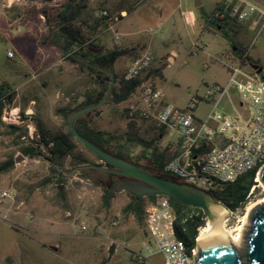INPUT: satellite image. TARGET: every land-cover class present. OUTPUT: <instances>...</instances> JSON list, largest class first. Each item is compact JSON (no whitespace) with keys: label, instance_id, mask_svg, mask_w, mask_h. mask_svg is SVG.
I'll return each instance as SVG.
<instances>
[{"label":"rangeland","instance_id":"rangeland-1","mask_svg":"<svg viewBox=\"0 0 264 264\" xmlns=\"http://www.w3.org/2000/svg\"><path fill=\"white\" fill-rule=\"evenodd\" d=\"M65 1L55 0L43 5L0 0V85L5 83L9 89L16 90L8 109L15 110L13 115L20 117L22 113L28 117L31 109L28 102L34 98L38 102L37 108L46 110L44 127L51 135L66 130L58 118L49 115L57 91L49 84L45 88L40 86L45 70L59 69L75 79L74 84L58 91V107L78 97L92 82L87 70L80 72L75 65L63 60L60 52L53 51L48 42L49 28L42 11L52 17ZM217 1L202 0V5L196 7L197 0H86L80 20L91 26L93 19L105 11L112 19L119 20H113L110 29L109 24L98 28L88 38V43H96L98 38L108 50L133 49L126 56L130 61L145 51L152 53L156 61L154 67L161 76L157 87L168 105L185 108L191 98H201L207 91L215 92L226 87L225 98L237 105L241 101L235 88L229 84L226 67L235 66L231 53L236 47L264 72V17L256 13L246 21L229 23L230 26L223 30L208 26L207 20L211 18ZM248 1L264 11V0ZM50 25H53L52 20ZM45 49L47 57L43 60L38 51ZM171 50L177 54L172 62H168L166 57ZM8 52L12 53L11 58L7 56ZM121 62L118 60L115 66ZM246 65L245 71H250L248 63ZM123 71L124 68L117 75L122 76ZM139 102L138 92L127 104H103L94 109L89 119L98 130L115 136L128 134L145 143L152 142L150 147L154 148L159 131L152 129L147 122H130L126 116L125 111L139 106ZM208 108L206 103L199 104L195 116L202 118ZM247 108L243 103L242 108L236 106V111L246 114ZM2 114L3 111L0 114V166L10 160L18 159V162H14L11 169L0 172V191L14 193L13 202L4 200L0 204V264H161L160 256L143 262L133 258L149 238L145 234L144 220L140 223L133 215L123 212L129 202L125 192L114 191L115 197L106 209L102 206L101 195L107 187V179L95 184L77 172L65 174L59 191L54 179L46 181L51 173L50 164L45 159L22 156L21 149L34 137L32 119L18 120L19 125L27 126V139H18L17 134H10L6 128L15 124L3 122ZM228 114H235V111ZM176 137L174 131L168 130L164 142L175 143ZM74 146L75 153L81 152L76 143ZM143 148L136 143L125 145L126 153L133 158L142 156ZM82 153L95 161L90 154ZM139 160L141 165L149 164L144 158ZM255 183L245 203L226 220L227 229H236L250 206L249 212L257 205H264L262 187ZM57 192H63L64 198H59ZM41 211H46V225L43 232L34 233L30 218ZM248 216L238 250H242L244 235L250 227ZM109 245L116 248L113 255L106 251Z\"/></svg>","mask_w":264,"mask_h":264},{"label":"built area","instance_id":"built-area-1","mask_svg":"<svg viewBox=\"0 0 264 264\" xmlns=\"http://www.w3.org/2000/svg\"><path fill=\"white\" fill-rule=\"evenodd\" d=\"M256 13L264 17V11L248 0H226L211 19L225 23L243 22ZM101 14L106 15V12ZM7 56L13 55L8 52ZM152 63V53L139 54L124 70L122 80L129 82L144 77ZM226 69L230 75L229 84L240 98V108L243 103L248 107L246 114L236 111L231 115L221 110L220 103L228 87L207 91L201 98H191L185 108H176L163 103L162 94L151 79L141 84L140 104L128 113L131 119L151 121L163 131L177 133L179 150L163 164L162 172L207 192L215 184L233 183L252 170H256V181L258 171L264 166V72L256 73L253 69L244 72L240 62ZM201 103H206L209 108L202 118H198L195 110ZM14 111L5 108L3 122L18 124L19 117L13 115ZM96 164L102 166L100 161ZM4 200L13 202L14 193L1 190L0 204ZM175 226L176 216L169 199L155 197L144 209V229L149 241L134 253L133 258L143 262L160 256L161 264H194L196 240L195 246L188 250L176 238ZM81 228L85 229L83 225ZM112 246L109 245L106 251L110 252Z\"/></svg>","mask_w":264,"mask_h":264},{"label":"trees","instance_id":"trees-1","mask_svg":"<svg viewBox=\"0 0 264 264\" xmlns=\"http://www.w3.org/2000/svg\"><path fill=\"white\" fill-rule=\"evenodd\" d=\"M26 2H39L43 5H48L55 0H22ZM86 0H66L63 5L56 10L54 16L50 17L46 11H42L45 17L46 26L49 28L48 42L55 46L61 54L63 60L75 65L80 72L87 70V76L92 81L91 86L83 90L78 97L72 99L67 105L57 107L54 111L55 116L61 121V126L66 130L58 134L51 135L44 125L37 119H32L35 127L34 137L30 139V144L21 149L22 156L30 159L43 158L50 164L51 176L46 181L60 186L63 183V177L70 170L86 165H96L98 159L78 143L70 133L67 126V120L77 110L92 105L100 101L103 97L109 82L110 77L94 69L92 66L100 67L105 70H110L114 76V85L111 90V95L105 105H119L128 101L133 95L139 92L141 84L151 79L160 78V71L150 69V71L142 78H137L133 81L125 82L122 76H118L113 66L115 62L123 56H129L133 49H105L98 54H93L89 51L92 47L88 43V38L91 37L98 28L105 27L110 21H113L111 15L106 12V15H100L99 18L93 19L92 25H86L81 22L80 17L85 9ZM52 20L53 25H50ZM209 24L222 30L224 25H229L219 20H210ZM85 27V28H83ZM239 52H241L238 49ZM83 61H80L79 59ZM245 62L253 64L249 58L245 57ZM242 62V65H245ZM13 98V90L9 89L8 85L3 83L0 85V114L5 108H9ZM95 110H92L74 122L76 132L88 142L97 147L141 168L142 170L153 174H164L162 172V162L165 160V152L158 151L155 147L151 148L149 143H145L140 139H135L128 134L115 136L106 131H101L93 127L89 117ZM127 119L130 122L143 121L149 123L152 129L163 132L161 128L156 127L154 122L147 120H139L138 118L131 119L128 117L130 110H126ZM20 122H25L28 118L22 113L19 114ZM27 126L7 125L6 128L10 134H17V138L27 139ZM76 143L81 152L75 153ZM136 143L144 148L141 151L140 157H131L125 151V145ZM82 151L94 157L95 161L89 160ZM140 158L148 161V165H141ZM14 165V160H10L6 164L0 166L1 171H7ZM256 170L248 171L242 174L233 183L215 184L208 191L212 198L223 205L231 213H235L246 201L252 188L256 186L254 181ZM77 174L84 179L92 180L95 184L101 179H107L109 174L96 169H86L78 171ZM58 197L63 196V192H57ZM129 198L127 206L123 209L126 214L133 215L138 222L144 220V209L153 199H138L126 193ZM115 197L114 188L107 187L102 190L101 202L106 209L110 207L111 200ZM170 206L176 216L175 235L176 238L182 241L185 247L190 250L195 246V240L198 237L199 229L206 222L204 213L195 208L186 207L179 203L169 200ZM144 224V221H143ZM112 252V248L110 249Z\"/></svg>","mask_w":264,"mask_h":264},{"label":"water","instance_id":"water-1","mask_svg":"<svg viewBox=\"0 0 264 264\" xmlns=\"http://www.w3.org/2000/svg\"><path fill=\"white\" fill-rule=\"evenodd\" d=\"M80 61H83L81 58ZM94 69L107 74L110 77L109 85L103 97L97 103L75 111L67 120V126L73 138L85 149L92 153L102 166L86 165L70 170L71 173L86 169H96L107 174H114L121 177L115 184V192H125L138 199H153L163 196L169 200L186 207L201 210L207 216L208 204L218 203L205 190L194 185L181 182L175 177L158 174H150L138 166H135L83 139L75 130L74 122L86 113L102 106L111 95L114 85V76L110 70L92 66ZM256 73L261 69L252 67ZM15 163L18 159L14 160ZM264 187V166L260 168L257 181ZM62 190V186L58 187ZM220 204V203H218ZM230 212V211H229ZM231 214V212H230ZM250 227L244 235L242 250H236L227 240L221 237L217 240L207 242L197 247V255L194 264H264V205H257L252 208L248 216Z\"/></svg>","mask_w":264,"mask_h":264},{"label":"crops","instance_id":"crops-1","mask_svg":"<svg viewBox=\"0 0 264 264\" xmlns=\"http://www.w3.org/2000/svg\"><path fill=\"white\" fill-rule=\"evenodd\" d=\"M226 4V0H218L216 5H215V8L213 9L212 13H211V16L212 14L214 13V11L220 7V6H224ZM202 5V0H197V3H196V7H199ZM121 14L122 12L119 14L120 15V19H121ZM127 16V15H126ZM114 21H119L117 20L116 18L113 19ZM212 20L211 18H209L207 20V23ZM114 21H110L108 24V29L111 28V26L113 25ZM192 23V22H191ZM195 24V22L192 23V25ZM208 26H213L211 24L208 23ZM223 28H226L229 25H224L222 24ZM215 27V26H213ZM217 28V27H215ZM97 42L96 43H91L92 47H89V51L93 54H98L100 53L101 51L107 49L105 48V46H103L102 44H100V42L98 41V38L96 40ZM52 45V44H51ZM51 49L53 51H59L55 46L52 45ZM40 54H41V57H43V60L46 59V49L45 50H39L38 51ZM60 52V51H59ZM176 52L174 50H171L170 51V55H168L166 57V60L168 62H172L173 61V57L176 56ZM244 57H247L249 58L247 55L245 54H242L241 52L238 51V49L236 47L233 48V51L231 53V61L234 62V64H237L238 62H240V66H241V69L244 71V72H250L251 71V65L253 64H250L249 62H245V59H243ZM118 60H121L122 62L120 63V65L117 67L115 66L116 65V62ZM114 66H113V70L116 74H118V71L122 70L124 68V70L126 69V67L130 64V60H128V58H126V56H123L121 57L120 59H118ZM242 62H245V65H242L241 63ZM246 63H248V66L250 68V71H245V67L247 66ZM156 65V61L153 57V63H152V66H151V69H155V66ZM156 70V69H155ZM48 71V70H47ZM124 72V71H123ZM122 72V74H123ZM46 75L48 76V78L46 79ZM36 75H34L35 77ZM161 78V76H160ZM160 78H157L154 80V83H155V86L157 87V81H159ZM74 77L72 78L71 75H69V73H65V72H62V71H59V69L57 71H49V72H46L45 70V73H44V78L40 81V86L42 88H45L49 85H52L55 89H56V94H55V97H54V101L53 103L50 105V114L52 116V118H57L55 116V109L59 106V100H58V91H61V89L63 88H67L69 85L71 84H74ZM87 88V87H86ZM85 87L83 88V90L86 89ZM158 88V87H157ZM13 91H16V90H13ZM133 97V96H132ZM131 99V98H130ZM130 99L124 103H121V104H127ZM162 100H163V103L167 104L165 99L163 98L162 96ZM38 102L34 101V98H31L28 102V108H31L30 109V112H29V116L27 117L28 119H36L42 123L43 125L46 124V110L42 111V110H39L37 108ZM140 103V102H139ZM119 104V105H121ZM236 106L237 107H240V102L237 103V105L235 103H233L231 100H229L227 97L223 98L221 103H220V108L223 112L227 113L228 112H236ZM28 110L26 109L25 110V113L27 112ZM49 113V112H48ZM34 115H38V117L35 118ZM232 115V114H231ZM177 134V133H176ZM166 135V131H163L161 134H159L157 137H156V145H155V148L160 151V152H165V155L166 158L165 160L162 162V166L163 164L168 161L169 159H171L179 150V140H178V135L176 137V140H175V143H165L164 142V136ZM61 199L64 198V193H63V196L62 197H59ZM46 211L45 212H42L41 211V214H36V215H33L31 216L30 218V226H31V231L36 233V232H39V231H42L43 232V226L46 225ZM42 246H44V244H42ZM39 248H42V249H46L47 247H39ZM57 248V247H56ZM116 252V248L112 247V255ZM111 255V256H112ZM8 261H10V259H8Z\"/></svg>","mask_w":264,"mask_h":264},{"label":"bare ground","instance_id":"bare-ground-1","mask_svg":"<svg viewBox=\"0 0 264 264\" xmlns=\"http://www.w3.org/2000/svg\"><path fill=\"white\" fill-rule=\"evenodd\" d=\"M260 187H262V192L264 193V187L262 185ZM250 209L251 206L247 209L244 216L241 217V224L236 229L229 230L225 226L226 220L230 217L229 210L221 204L210 202L208 204V217L206 218L205 225L200 229L198 237L196 238V246L199 247L207 242L226 237L228 242L238 250L241 246L243 227L246 225Z\"/></svg>","mask_w":264,"mask_h":264},{"label":"flooded vegetation","instance_id":"flooded-vegetation-1","mask_svg":"<svg viewBox=\"0 0 264 264\" xmlns=\"http://www.w3.org/2000/svg\"><path fill=\"white\" fill-rule=\"evenodd\" d=\"M252 67L255 66V65H251ZM251 67V68H252ZM110 177L107 178V188L110 189V188H114L115 189V184L116 182H119L121 177L118 176V175H114V174H109Z\"/></svg>","mask_w":264,"mask_h":264}]
</instances>
